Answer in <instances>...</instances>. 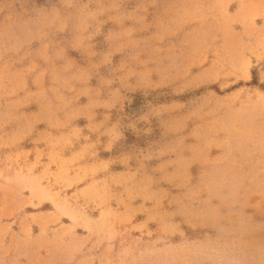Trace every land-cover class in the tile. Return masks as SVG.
<instances>
[{
  "label": "rangeland",
  "instance_id": "374dc122",
  "mask_svg": "<svg viewBox=\"0 0 264 264\" xmlns=\"http://www.w3.org/2000/svg\"><path fill=\"white\" fill-rule=\"evenodd\" d=\"M0 264H264V0H0Z\"/></svg>",
  "mask_w": 264,
  "mask_h": 264
},
{
  "label": "crops",
  "instance_id": "0c3cea01",
  "mask_svg": "<svg viewBox=\"0 0 264 264\" xmlns=\"http://www.w3.org/2000/svg\"><path fill=\"white\" fill-rule=\"evenodd\" d=\"M98 106H100L102 108V110H111L112 108V101L110 99V97H102V98H99L98 100ZM40 111V109H39ZM87 122L85 124L84 127H106L105 126V118L108 116V114L106 113V111H103V112H96V111H88L87 114L84 115ZM35 118H37V121L36 123H34V125H32V127H34L36 124L38 126L36 127H39V124H45L44 122H46V120H43L42 117H39L38 114H36L34 116ZM41 122V123H40ZM46 127V126H44ZM108 127H111L110 124H108Z\"/></svg>",
  "mask_w": 264,
  "mask_h": 264
},
{
  "label": "trees",
  "instance_id": "16d2710c",
  "mask_svg": "<svg viewBox=\"0 0 264 264\" xmlns=\"http://www.w3.org/2000/svg\"><path fill=\"white\" fill-rule=\"evenodd\" d=\"M254 72L252 73V81L250 82L251 85H255L256 84V78L254 76Z\"/></svg>",
  "mask_w": 264,
  "mask_h": 264
}]
</instances>
